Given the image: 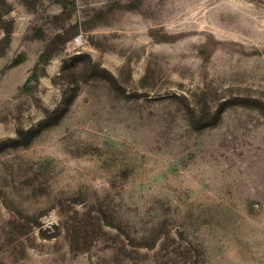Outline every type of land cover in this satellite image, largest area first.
Here are the masks:
<instances>
[{
	"label": "rangeland",
	"instance_id": "1",
	"mask_svg": "<svg viewBox=\"0 0 264 264\" xmlns=\"http://www.w3.org/2000/svg\"><path fill=\"white\" fill-rule=\"evenodd\" d=\"M1 17L0 264H264V0Z\"/></svg>",
	"mask_w": 264,
	"mask_h": 264
},
{
	"label": "trees",
	"instance_id": "2",
	"mask_svg": "<svg viewBox=\"0 0 264 264\" xmlns=\"http://www.w3.org/2000/svg\"><path fill=\"white\" fill-rule=\"evenodd\" d=\"M0 27H2L3 23H4V20L2 19V17L0 18ZM8 27L5 28V34L3 36V38H1L0 40V45H1V48H0V53L1 54H4L8 47L10 46L11 42H12V34H13V28H14V25H13V21L9 22V24H7ZM47 56V53L44 52L41 57H40V60L46 58ZM20 63V60L19 59H16L14 60V62L12 63L13 65H16V64H19Z\"/></svg>",
	"mask_w": 264,
	"mask_h": 264
},
{
	"label": "built area",
	"instance_id": "3",
	"mask_svg": "<svg viewBox=\"0 0 264 264\" xmlns=\"http://www.w3.org/2000/svg\"><path fill=\"white\" fill-rule=\"evenodd\" d=\"M82 43H83V36L80 34L69 42V46H73L74 48H77L80 47Z\"/></svg>",
	"mask_w": 264,
	"mask_h": 264
}]
</instances>
